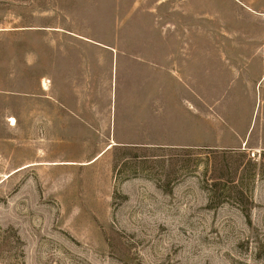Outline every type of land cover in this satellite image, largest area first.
Returning a JSON list of instances; mask_svg holds the SVG:
<instances>
[{
  "label": "rangeland",
  "instance_id": "rangeland-1",
  "mask_svg": "<svg viewBox=\"0 0 264 264\" xmlns=\"http://www.w3.org/2000/svg\"><path fill=\"white\" fill-rule=\"evenodd\" d=\"M0 264H264V0H0Z\"/></svg>",
  "mask_w": 264,
  "mask_h": 264
}]
</instances>
